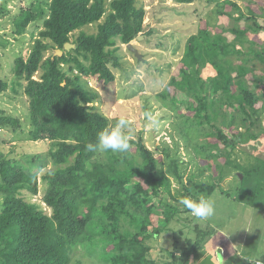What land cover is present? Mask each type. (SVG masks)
<instances>
[{"label":"trees","instance_id":"trees-1","mask_svg":"<svg viewBox=\"0 0 264 264\" xmlns=\"http://www.w3.org/2000/svg\"><path fill=\"white\" fill-rule=\"evenodd\" d=\"M5 1L0 18L8 13ZM205 1L211 16L188 25L183 55L158 100L201 169L216 179L223 167L241 174L234 187L241 202L264 190V160L248 166L230 160L236 147L259 138L252 127L260 128L264 117V0ZM141 3L37 0L13 18L19 35L39 25L28 52L13 61L11 79L0 80V94L19 93L27 104L25 123L0 109V145L22 136L49 148L22 155L14 146L0 149V264H71L79 249L95 264H187L212 234L194 227L196 237L181 246L173 235L167 261L150 256L149 242L169 232L181 212L190 214L180 201L216 189L193 175L184 181L178 142L152 150L139 134L125 154L85 151L111 125L98 103L115 79L109 64L119 67L117 42L126 46L158 33L144 24ZM67 43L74 48L65 51ZM174 184L180 189L173 191ZM40 189L41 203L32 201Z\"/></svg>","mask_w":264,"mask_h":264},{"label":"rangeland","instance_id":"rangeland-1","mask_svg":"<svg viewBox=\"0 0 264 264\" xmlns=\"http://www.w3.org/2000/svg\"><path fill=\"white\" fill-rule=\"evenodd\" d=\"M141 1L148 12L144 24H148L151 28H157L158 33L148 38H143L141 35L140 40H134L130 43L140 54V59L129 52L125 45H120L117 42L119 50L115 56L119 59V67L114 68L111 63L109 64L115 79L105 86L106 95L105 92L101 91L98 109L106 115L111 125L119 117L125 116L130 122V128L127 130L129 139L136 140L141 134L149 149H160L163 145L172 147L173 141L178 142V154L183 162V165L180 166L185 168L184 181L193 175L195 181L204 180L216 183V189L209 195L216 201V215L210 220L202 221L192 217L191 214L181 212L180 219L173 220L168 225L167 230L169 232L163 233L149 242L152 248L151 258L159 263L167 261L168 252L172 250L173 235L179 240L178 243L181 246L184 238L193 239L196 237L194 229L198 228L200 230L207 229L212 234L205 239L187 264H223L222 260L214 255V246L221 240L219 233L228 232L235 237L246 235L252 242L254 235L262 231L255 220L260 212L252 205L254 201H258L260 197L264 196V191L260 195H253L250 205H245L242 201L240 204L234 187H236V176L239 178L241 174L232 166L228 169L223 167L222 179H216V176H213L209 171L201 169V165L192 154H188L179 138L176 137L172 130V118H167L171 114L168 109L162 108L158 100V94L166 88L176 71L178 61L183 55L185 42L190 34L188 25L190 23L196 24L200 19L211 16L212 9L211 6H206L205 0L195 1L187 5L175 4L172 0ZM36 2L37 0H6L4 2L8 13L0 18V80L9 81L11 79L13 61L17 56L28 52L32 35H35L36 26L39 25L38 22L31 23L26 27L25 33L19 35L15 33L13 18L21 8L27 9ZM84 31L92 33L94 29L87 27ZM77 33H73L70 40ZM259 36L263 37L262 33ZM93 85L95 84L93 83ZM26 107L25 98L19 93L7 90L0 94V109L7 114L19 117L24 123ZM147 110L159 120L158 128L153 129L146 119L144 113ZM227 111L228 113L231 112L230 110ZM260 124V128H258L259 126L252 127L255 134H260L256 141L234 149L235 151L230 158L233 164L236 161L237 164L248 166L252 165L255 159H264V134H261L262 129H264V117L260 120ZM171 134L175 140H172ZM16 137L19 140L9 136L5 143L0 145V149L8 152L14 146L16 147L14 153L17 152L20 155L26 152L37 154L48 151L47 142L31 143L23 141L22 136ZM0 138L2 139V137ZM259 167L264 172L262 166ZM50 168V165L46 167L47 170ZM201 170L204 171L202 175L199 174ZM176 189L180 188L174 184L172 190ZM41 198L40 189L32 201L41 203ZM42 206L44 207L43 204ZM179 207L180 209L183 208L181 203ZM46 211L49 213V210ZM185 220L187 222H184ZM171 233L173 234L171 235ZM251 242L249 243L251 244ZM224 260V264H234L237 258L233 251L227 249ZM228 260L230 261L228 262ZM77 261L81 264L91 262L81 249L75 252L71 264H76Z\"/></svg>","mask_w":264,"mask_h":264},{"label":"clouds","instance_id":"clouds-1","mask_svg":"<svg viewBox=\"0 0 264 264\" xmlns=\"http://www.w3.org/2000/svg\"><path fill=\"white\" fill-rule=\"evenodd\" d=\"M153 129L159 127V120L149 112L144 113ZM130 122L125 116L119 117L114 124L102 129L96 137L95 142H87L85 151L101 154H125L130 149V139L127 130ZM192 217L207 221L216 215V201L211 196L204 194L197 195L195 198H185L180 201ZM89 264H95L94 261Z\"/></svg>","mask_w":264,"mask_h":264},{"label":"crops","instance_id":"crops-1","mask_svg":"<svg viewBox=\"0 0 264 264\" xmlns=\"http://www.w3.org/2000/svg\"><path fill=\"white\" fill-rule=\"evenodd\" d=\"M249 144L250 143H248V145ZM263 191L264 190H262V192ZM260 193L257 195H260ZM250 201L251 199L242 202L245 205H250ZM242 202H240V204H242ZM252 207L260 212V215L255 220L262 231L254 235L252 242L246 235L235 237L227 231V233L224 234L219 233L221 240L214 246V255L215 257L217 255L218 258L222 260L223 264L225 262L224 256L227 253V249L228 251H233L237 258L234 264H264V196L260 197L258 201H254ZM249 242H251V244ZM229 261L230 260H228V262Z\"/></svg>","mask_w":264,"mask_h":264},{"label":"water","instance_id":"water-1","mask_svg":"<svg viewBox=\"0 0 264 264\" xmlns=\"http://www.w3.org/2000/svg\"><path fill=\"white\" fill-rule=\"evenodd\" d=\"M142 37L141 36H138L137 37V40H140ZM74 48V45H72V44H69V43H67V44H65L64 45V50L65 51H69L70 49H73ZM126 48H127V50L129 51V52H131V53H133V55L137 58V59H140L141 58V56H140V54L137 52V50L132 46V44H128V45H126ZM55 55H57L58 57H60L61 55H62V51L61 50H55V53H54ZM239 178L241 179L242 177H241V175L239 176Z\"/></svg>","mask_w":264,"mask_h":264}]
</instances>
